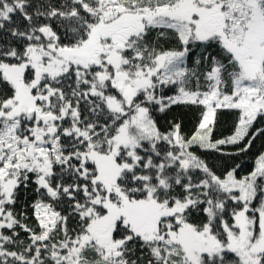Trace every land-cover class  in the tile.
Instances as JSON below:
<instances>
[{"label": "snow or ice", "instance_id": "1", "mask_svg": "<svg viewBox=\"0 0 264 264\" xmlns=\"http://www.w3.org/2000/svg\"><path fill=\"white\" fill-rule=\"evenodd\" d=\"M0 264H264V0H0Z\"/></svg>", "mask_w": 264, "mask_h": 264}]
</instances>
